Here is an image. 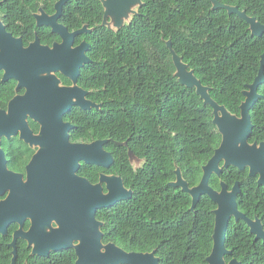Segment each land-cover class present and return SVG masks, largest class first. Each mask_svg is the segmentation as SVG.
Instances as JSON below:
<instances>
[{
  "label": "trees",
  "instance_id": "1",
  "mask_svg": "<svg viewBox=\"0 0 264 264\" xmlns=\"http://www.w3.org/2000/svg\"><path fill=\"white\" fill-rule=\"evenodd\" d=\"M59 0H0V18L7 30L21 38L27 47L36 36L43 45L61 42L49 27H38L35 15L43 9L56 13ZM237 6L264 25V0H217ZM138 14L120 30L103 26L105 8L101 0H71L63 8L60 23L71 32L84 26L92 32L79 36L75 45L87 42L91 64L81 70L79 86L100 110L74 108L65 120L74 125L71 141L92 143L109 140L105 149L115 162L110 169L83 164L79 174L97 183L101 173L120 176L130 200L98 212L103 223L104 244L114 243L127 252H156L161 264H208L214 246L215 210L203 196L194 211L192 198L176 182L181 169L190 188L198 186L203 167L221 145L222 135L213 123V108L179 82L173 55L194 70L219 105L238 117L245 101L244 91L256 80L264 54V35H252L249 24L225 9H214L211 0H142ZM62 84L72 82L58 74ZM15 80L3 81L0 72V111L24 90L17 92ZM263 96L251 109V143L264 142ZM38 131V124L30 120ZM8 166L25 172L34 149L15 138L3 139ZM129 151L142 161L136 168ZM223 166V164H222ZM225 182L232 189L237 182L241 193L239 209L248 217L258 216L264 226V187L249 170L223 169L210 179L220 191ZM18 228L12 225L8 236L0 235V264H12L9 244ZM226 247L232 252L227 262L264 264V242L256 240L244 221H231ZM17 264H76L75 250L33 256L27 242L17 243Z\"/></svg>",
  "mask_w": 264,
  "mask_h": 264
},
{
  "label": "water",
  "instance_id": "2",
  "mask_svg": "<svg viewBox=\"0 0 264 264\" xmlns=\"http://www.w3.org/2000/svg\"><path fill=\"white\" fill-rule=\"evenodd\" d=\"M69 1L59 0L54 15L43 9L35 15L38 27H49L61 38V42L53 46L43 45L36 36L35 41L26 47L21 38L7 30L0 18V72H3L4 82L17 81V92L24 90L9 102L7 109L0 111V197L6 196L0 201V235L7 236L11 225H20L9 244L13 249L12 264H17L19 239L28 242L33 256L49 257L51 253L73 249L77 255L76 264H161L156 252H127L114 243L103 242V223L97 219L98 212L133 197V191L126 188L123 179L102 174L99 183L93 185L79 175L83 164L110 169L115 159L105 149L109 140L71 142L74 125L65 121V117L74 108L100 110L101 105L91 101L89 92L78 84L81 70L92 60L88 56L90 45L87 42L75 45V42L92 29L84 26L71 32L59 22ZM211 1L214 9H225L230 15L236 14L245 20L252 35H264V25L246 11L217 0ZM101 2L105 8L103 26L113 30L123 28L131 14H138L134 8L143 4L142 0ZM109 18L113 19V26L108 24ZM167 46L172 52L179 82L196 89L205 105L213 108V123L222 135L221 145L203 167L198 186L190 188L181 169L176 170L177 180L170 185L191 196L192 211L203 196H208L217 205L214 246L207 263L241 264L237 259L226 260L232 255L226 247L231 221H244L256 240L264 242L263 222L258 216L252 219L239 209V182L232 189L222 182L221 190L217 191L211 187L210 179L213 174L220 177L223 169L236 167L240 171L248 169L250 177L258 178V184L264 187V142H250L253 133L251 109L263 98L259 88L264 84V54L256 80L244 91L246 99L238 117L214 101L210 88L204 86L194 70L182 61L171 42ZM59 73L68 78L72 86H63ZM29 120L40 125V134H34ZM19 135L31 148H38L26 167V176L9 169L2 149L3 138L9 140ZM129 155L136 157L131 151ZM27 220L32 221V227L24 231ZM53 221L58 228L46 231V226Z\"/></svg>",
  "mask_w": 264,
  "mask_h": 264
},
{
  "label": "flooded vegetation",
  "instance_id": "3",
  "mask_svg": "<svg viewBox=\"0 0 264 264\" xmlns=\"http://www.w3.org/2000/svg\"><path fill=\"white\" fill-rule=\"evenodd\" d=\"M84 69V68H83ZM63 86H72V84L71 85H64V84H62ZM30 121V120H29ZM33 121V120H32ZM66 121V120H65ZM36 123V122H35ZM29 124H30V122H29ZM38 124V123H37ZM38 126H39V128H38V131H34L33 129H32V127H31V129L33 130V132H34V134L35 135H38V134H40V129H41V127H40V125L38 124ZM15 138H17V139H19L20 141H22L21 139H20V135L19 136H17V137H12L11 139H6V138H3V139H6V140H8V141H10V140H12V139H15ZM24 144H26L24 141H22ZM71 142H73V141H71ZM2 143H3V140H2ZM73 143H79V142H73ZM26 145H28V144H26ZM29 146V145H28ZM30 147V146H29ZM31 148V147H30ZM2 149H3V147H2ZM31 149H34L35 150V153L38 151V148H31ZM4 150V149H3ZM34 153V154H35ZM5 154H6V152H5ZM33 154V155H34ZM33 157V156H32ZM7 158V157H6ZM32 159V158H31ZM30 162V161H29ZM29 164V163H28ZM27 164V165H28ZM9 167V166H8ZM27 167V166H26ZM10 169V168H9ZM11 170V169H10ZM14 171V170H13ZM16 172V171H15ZM18 173H22V174H24L25 176H26V168H25V172H18ZM102 174H105V173H101L100 174V176L102 175ZM80 175V174H79ZM106 175H108V174H106ZM81 176V175H80ZM81 177H83V178H86V177H84V176H81ZM87 180H88V178H86ZM91 184H93V185H96V184H98L99 183V181H100V178H99V181L97 182V183H92L90 180H88ZM105 192H107V190H105ZM6 198V196L5 197H0V201L1 200H3V199H5ZM13 225H17L18 226V228L13 232V234H12V240H13V235H14V233L16 232V231H18L19 229H20V225H18V224H13ZM12 226V225H11ZM10 226V227H11ZM10 227H9V229H10ZM32 227V221L31 220H27L26 222H25V224H24V226H23V230L24 231H29L30 230V228ZM58 228V224L55 222V221H53L52 223H51V225L50 226H46V231H51V229H57ZM9 229H8V235H9ZM7 235V236H8ZM19 240H23V239H19ZM19 240H18V242H19ZM24 241H26V240H24ZM27 242V241H26ZM27 247H28V242H27ZM30 249V248H29ZM31 251H32V249H31Z\"/></svg>",
  "mask_w": 264,
  "mask_h": 264
},
{
  "label": "rangeland",
  "instance_id": "4",
  "mask_svg": "<svg viewBox=\"0 0 264 264\" xmlns=\"http://www.w3.org/2000/svg\"><path fill=\"white\" fill-rule=\"evenodd\" d=\"M137 10H138V6L134 8V11L135 12H137ZM132 16H133V14H131L130 17H129V19L127 21H125V24H127L131 20ZM113 23H114L113 22V19L112 18H109L108 19V24H110L111 26H113ZM130 159H131V162L134 165V167L138 168V167L141 166L142 162L138 158H136L133 155H131L130 156Z\"/></svg>",
  "mask_w": 264,
  "mask_h": 264
}]
</instances>
